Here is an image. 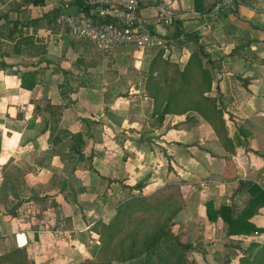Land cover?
Wrapping results in <instances>:
<instances>
[{"label":"crops","instance_id":"1","mask_svg":"<svg viewBox=\"0 0 264 264\" xmlns=\"http://www.w3.org/2000/svg\"><path fill=\"white\" fill-rule=\"evenodd\" d=\"M216 1L138 6L167 40L163 57L182 68L192 51L205 53L207 93L219 94L233 152L194 109L162 119L152 112L144 81L157 47L117 45L107 70L92 54L98 50L57 19L61 11H84L78 0H0V252L24 246L32 264H75L91 256L93 226L119 202L178 182L213 227L189 252L193 264L254 256L264 231L228 234L221 217L208 219L204 202L238 212L250 197L241 179L264 188V0H229L201 35L197 27ZM159 2L173 8L174 24L156 17ZM249 220L264 226V205Z\"/></svg>","mask_w":264,"mask_h":264},{"label":"trees","instance_id":"2","mask_svg":"<svg viewBox=\"0 0 264 264\" xmlns=\"http://www.w3.org/2000/svg\"><path fill=\"white\" fill-rule=\"evenodd\" d=\"M32 1L38 3L43 0ZM77 3L86 12L91 8L84 0ZM163 48L158 47L146 65L144 87L146 94L153 99L152 112L158 113L162 119L167 112L194 109L211 124L222 144L233 152L235 143L227 133L219 94L207 93L212 87V76L202 62L205 53L201 55L199 51H192L180 68L163 57ZM170 65L173 67L171 72ZM193 66H196L198 75H192ZM66 84L67 81L62 86ZM72 135L77 138L81 136L80 133ZM261 155L264 159V154ZM240 186L250 193L245 205L235 212L230 204L215 207L213 200L207 199L204 204L208 219L215 221L221 217L227 224L228 234L264 231V226H257L249 220L264 205V188L253 180L244 179L240 180ZM181 193L178 182H167L150 193L131 194L119 202L108 221L99 220L93 226L99 240L91 247L94 258L86 257L78 264H107L112 260L118 261L117 264H193L188 252L193 244L182 240L180 234L172 230L175 221L171 212L176 210L177 206L173 205H177ZM3 261L9 264L33 263L24 246H13L0 252V264ZM238 264H264V244L260 245L253 257L240 256Z\"/></svg>","mask_w":264,"mask_h":264},{"label":"built area","instance_id":"3","mask_svg":"<svg viewBox=\"0 0 264 264\" xmlns=\"http://www.w3.org/2000/svg\"><path fill=\"white\" fill-rule=\"evenodd\" d=\"M90 4L88 12L61 11L57 19L75 38L85 39L98 51L110 52L120 44L141 48L165 46L163 34L152 30L147 18L140 12L138 0H84ZM229 0H218L204 15L197 29L201 35L211 31V19ZM156 17L165 25L174 24L175 12L168 4H156Z\"/></svg>","mask_w":264,"mask_h":264},{"label":"rangeland","instance_id":"4","mask_svg":"<svg viewBox=\"0 0 264 264\" xmlns=\"http://www.w3.org/2000/svg\"><path fill=\"white\" fill-rule=\"evenodd\" d=\"M68 12H72V11H68ZM93 52L94 53H92V54H94V56L100 58L101 60L104 59V65L103 66L105 67V69L108 70V65L106 64L107 60L109 59L108 54L102 53L99 51H93ZM172 69H173V67L170 65L169 72H171ZM192 75H193V73H192ZM131 76H132V74H131ZM134 77H137V78L139 77V73L137 71L134 73ZM190 198H193V195H191L187 198L183 197V195H182L180 200L178 202H176L177 205H173V206H177V207H176L175 211L171 212V215L173 216V219L175 221V223L172 225V230H174L175 232L180 234V237L182 240L191 242L193 244V247L188 250V252H191V254H192L193 250H195L193 248L198 247L200 244L205 243V241H204L205 237L203 236L204 230L205 231L208 230L210 232L213 229V227L207 226L204 223V221L200 217H198L199 213L197 210L198 207L196 206L197 202L189 203L188 199H190ZM170 210H172V209H170ZM167 212L168 211H166L164 214H166ZM216 229H217V227H216ZM217 231H218V229H217ZM200 235L202 238H200ZM206 239L210 240V237H206ZM95 243H99V240H98V242L96 241ZM95 243H93V244H95ZM10 248H12V247H10ZM9 249H7V250H9ZM90 257L94 258L92 254ZM189 258L192 261L194 260L193 257L189 256ZM80 261L81 260H79L75 264H78ZM117 263H118V261L112 260L110 263H107V264H117ZM1 264H9V263L7 261H3V263H1Z\"/></svg>","mask_w":264,"mask_h":264}]
</instances>
